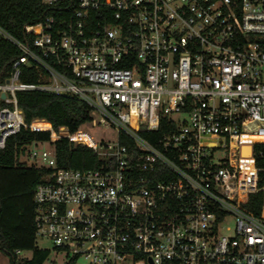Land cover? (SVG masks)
Wrapping results in <instances>:
<instances>
[{"label":"built area","instance_id":"2783aa9c","mask_svg":"<svg viewBox=\"0 0 264 264\" xmlns=\"http://www.w3.org/2000/svg\"><path fill=\"white\" fill-rule=\"evenodd\" d=\"M42 2L50 14L25 26L34 49L0 27L25 53L0 84L12 105L0 149L36 125L18 91L77 96L88 123L119 136L48 126L90 147L94 169L60 167L50 142L24 149L22 161L49 170L34 194L37 238L87 264H264V0ZM29 60L36 84L20 79ZM162 119L156 143L141 134Z\"/></svg>","mask_w":264,"mask_h":264},{"label":"trees","instance_id":"16d2710c","mask_svg":"<svg viewBox=\"0 0 264 264\" xmlns=\"http://www.w3.org/2000/svg\"><path fill=\"white\" fill-rule=\"evenodd\" d=\"M51 8L42 0H0V27L14 39L34 49L33 36L27 34L25 26L44 20ZM25 55L8 38L0 34V84L10 77L13 63ZM41 70L29 60L21 65L20 79L27 84L39 82ZM17 101L28 124L34 127L22 129L8 137L6 146L0 149V252L8 258V264H45L51 251L37 245L34 194L36 187L46 180L49 170L30 166L22 161L24 149L37 142H50L55 148L57 163L63 168L94 169L102 160L88 146L73 145L67 138H54L48 126L58 132L67 127L75 133L88 123L89 106L72 95H59L47 91H18ZM11 104L0 99V111ZM162 119L160 128L152 133L142 130L141 134L156 143L166 131ZM257 165H262L257 160ZM250 209L257 215L262 209V195L252 197ZM63 252L61 249H55ZM30 251L31 257L23 256ZM76 256L66 255L65 264H76Z\"/></svg>","mask_w":264,"mask_h":264},{"label":"rangeland","instance_id":"374dc122","mask_svg":"<svg viewBox=\"0 0 264 264\" xmlns=\"http://www.w3.org/2000/svg\"><path fill=\"white\" fill-rule=\"evenodd\" d=\"M82 128L87 131V133H89L93 140L97 142L118 140V131L113 126H93L91 123H85L84 125H82ZM37 147L39 149H51V144L49 142H41L37 145ZM28 149H32V146H29ZM228 223L230 225H233L234 219L229 218ZM37 245L41 249H48L51 251V255L45 264H65V254L56 251L53 248V245L50 240L38 237ZM22 255L31 257L32 253L28 251L23 252ZM0 264H8V258L5 255L0 254ZM76 264H87V261L84 258H79Z\"/></svg>","mask_w":264,"mask_h":264},{"label":"water","instance_id":"95a60500","mask_svg":"<svg viewBox=\"0 0 264 264\" xmlns=\"http://www.w3.org/2000/svg\"><path fill=\"white\" fill-rule=\"evenodd\" d=\"M1 98L2 99H5L6 98V94L3 92V93H1Z\"/></svg>","mask_w":264,"mask_h":264},{"label":"crops","instance_id":"0c3cea01","mask_svg":"<svg viewBox=\"0 0 264 264\" xmlns=\"http://www.w3.org/2000/svg\"><path fill=\"white\" fill-rule=\"evenodd\" d=\"M0 254H2V253L0 252ZM2 255H4V254H2Z\"/></svg>","mask_w":264,"mask_h":264}]
</instances>
